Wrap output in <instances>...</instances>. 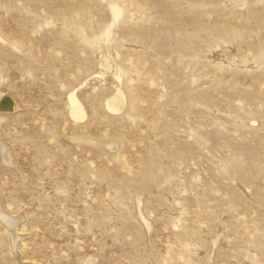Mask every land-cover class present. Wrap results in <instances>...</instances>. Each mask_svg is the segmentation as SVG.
<instances>
[{"label":"rangeland","instance_id":"obj_1","mask_svg":"<svg viewBox=\"0 0 264 264\" xmlns=\"http://www.w3.org/2000/svg\"><path fill=\"white\" fill-rule=\"evenodd\" d=\"M0 105V264H264V0H0Z\"/></svg>","mask_w":264,"mask_h":264},{"label":"bare ground","instance_id":"obj_2","mask_svg":"<svg viewBox=\"0 0 264 264\" xmlns=\"http://www.w3.org/2000/svg\"><path fill=\"white\" fill-rule=\"evenodd\" d=\"M100 64L107 69L110 68V64H109L108 60H106V59L102 60ZM68 99L70 101V107H69L70 108V114L73 116V119H74V117L77 119L84 118L86 116V114H84L85 112H84L83 106L80 103V101H78L76 99L74 92L69 94ZM125 101L126 100L124 99V93H123L122 89L120 87H118L115 89V91L110 96L105 98L104 104H105L106 109L109 112L114 113V112H117L123 108V106L125 105ZM0 106H2V105H0ZM6 158H7V156H6ZM0 219L5 221L7 223V225L9 224L8 226H10L11 237H13V240H15L16 234H15L14 229H13V224H11V222L8 221V216L3 211H1V209H0Z\"/></svg>","mask_w":264,"mask_h":264}]
</instances>
